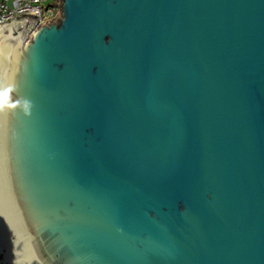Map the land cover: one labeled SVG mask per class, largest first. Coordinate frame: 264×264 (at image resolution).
I'll list each match as a JSON object with an SVG mask.
<instances>
[{
	"label": "water",
	"instance_id": "95a60500",
	"mask_svg": "<svg viewBox=\"0 0 264 264\" xmlns=\"http://www.w3.org/2000/svg\"><path fill=\"white\" fill-rule=\"evenodd\" d=\"M56 2L0 24V264H264V0Z\"/></svg>",
	"mask_w": 264,
	"mask_h": 264
},
{
	"label": "built area",
	"instance_id": "2783aa9c",
	"mask_svg": "<svg viewBox=\"0 0 264 264\" xmlns=\"http://www.w3.org/2000/svg\"><path fill=\"white\" fill-rule=\"evenodd\" d=\"M0 0V24L7 23L20 14L37 11L39 22L52 20L60 11L56 0Z\"/></svg>",
	"mask_w": 264,
	"mask_h": 264
},
{
	"label": "clouds",
	"instance_id": "9594fccd",
	"mask_svg": "<svg viewBox=\"0 0 264 264\" xmlns=\"http://www.w3.org/2000/svg\"><path fill=\"white\" fill-rule=\"evenodd\" d=\"M11 91H12L11 88L4 89V90L0 91V109H2L6 104H8ZM29 104H30V102L25 101V108L26 109L29 106ZM9 107H15V104H10Z\"/></svg>",
	"mask_w": 264,
	"mask_h": 264
},
{
	"label": "crops",
	"instance_id": "0c3cea01",
	"mask_svg": "<svg viewBox=\"0 0 264 264\" xmlns=\"http://www.w3.org/2000/svg\"><path fill=\"white\" fill-rule=\"evenodd\" d=\"M13 0H11V3H14V2H12Z\"/></svg>",
	"mask_w": 264,
	"mask_h": 264
}]
</instances>
